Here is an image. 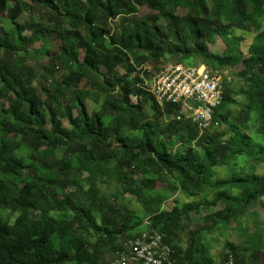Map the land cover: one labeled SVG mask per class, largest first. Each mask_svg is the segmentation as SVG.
<instances>
[{
	"label": "trees",
	"instance_id": "obj_1",
	"mask_svg": "<svg viewBox=\"0 0 264 264\" xmlns=\"http://www.w3.org/2000/svg\"><path fill=\"white\" fill-rule=\"evenodd\" d=\"M145 7L156 14L115 27ZM235 30L252 36L247 54L240 43L207 52L218 37L228 49L242 42ZM196 56L217 71L242 67L243 101L224 79L217 128L145 90L161 65ZM243 159L264 164V0H0V264H104L141 232L162 235L175 264H218L208 236L232 222L241 241H226L222 263L264 264V221L252 212L255 231L242 222L264 197V174L239 171ZM167 185L205 197L165 208Z\"/></svg>",
	"mask_w": 264,
	"mask_h": 264
},
{
	"label": "rangeland",
	"instance_id": "obj_2",
	"mask_svg": "<svg viewBox=\"0 0 264 264\" xmlns=\"http://www.w3.org/2000/svg\"><path fill=\"white\" fill-rule=\"evenodd\" d=\"M26 1L29 2V0H26ZM152 14H156V13L153 12L150 8L145 7V8H142L141 10H138L137 13L130 15L128 17L122 16V18L119 19L114 25L116 28L120 27L122 22L124 21V19L127 21V23H140V22H142V20H145L146 16H150ZM3 15H5V14H3ZM23 15L24 16L22 17V22L28 21L29 20L28 13H24ZM35 17L37 18L36 15H35ZM163 22H164V25H166L168 23L166 20H164ZM4 27H5V29H7L6 26H4ZM24 34L27 36H30L31 32L25 31ZM250 36L251 35H249L247 32H244L241 30H235L232 33V37L233 38H240V39H242V42H236L235 45H233L230 49H228V47L221 40L222 38L218 37L216 40V43L208 46L207 52L209 54H215L218 56H222L227 50H232L233 48L236 47V45H238L240 43V45H239L240 50L242 52H244L245 54H247L250 43H251V39H252V36L251 37ZM39 46H40V44L35 43L32 46V48L37 49V48H39ZM53 46H54V49L57 50L58 45H57L56 41H53ZM82 59L83 58H81V60ZM170 62H173L176 64V62L173 60H170ZM166 64H170V63H164L163 65H166ZM177 64H181L185 67H195V66L198 68L205 67V68H208V69L215 71L218 74V76L220 77L221 85L223 84L222 85V87H223V90H222L223 91V94H222L223 98L222 99L224 100V79H225L226 87H231L236 92L235 99L243 101V100H241L242 95L240 94V92H241L240 84L242 82V79L240 77H238V74L242 68L241 66L233 68V69H222V70L217 71V70H214L213 67L207 66V64H205L202 61V59L197 57V56L192 58L191 60H185L184 64L183 63H177ZM163 65H161V66H163ZM28 66H30L35 71H36V69L38 71L37 72V78L33 81V86L36 87L38 94L41 96V86L40 85H44L46 82L45 81L46 79H44L42 77V75L39 73V72H41V62L33 61L32 64H30ZM58 71H59V74H62L61 70H58ZM121 73L124 74L123 71ZM85 88L88 89L87 86H83L81 92H87L88 90H86ZM70 95H71V92H70ZM70 95H67L66 98H69ZM223 100H222V103H223ZM64 101H66V100H64ZM5 105H7V104H5ZM91 105L92 104L90 101V106ZM92 111H94V109H92ZM215 111H214V113H215ZM234 111H235L236 115H240L243 112L241 107L234 108ZM75 114H74V116H75ZM76 116H77V114H76ZM217 123H219V122L217 121ZM51 126H52V124L50 121L47 124L46 129L49 130L51 128ZM63 126L67 130H69V128H70L67 121L63 122ZM219 126L220 125L218 124V127ZM249 128H250V130L248 133H250L251 136L253 135L255 137L256 143H262L261 137L257 134L255 128H251V126ZM223 129L225 130V128H223ZM219 130H220V128H219ZM256 137H257V139H256ZM119 156H121V155H119ZM234 164H238L239 166H245V170H242V169L239 170L243 173L246 172L248 174H252V172L255 171L257 173L264 174V164H257V168L255 170L250 167L251 164H255V162H252V161H249L248 164H245V159H243L240 161V164H239V161L238 162L234 161ZM217 175L221 179L227 178L229 176L227 169H225L224 167H220L218 169ZM86 176H87L86 174L83 175V177H86ZM164 185H165V183L158 182L157 188L161 189L164 187ZM167 186H166V192L168 193V195L170 197H168L169 199L165 204V208H172L176 204L175 199H178L180 201V203L182 204L185 201H191L195 198L202 199V197H205V193L203 191L198 192L197 195L189 196L188 194H186L180 190H175L170 185H167ZM70 190L73 191L74 189L71 188ZM132 200H134V199H131V204L129 206H131L134 210H136L138 212V214H142L143 211H141L139 204L132 202ZM221 207H223V206L220 203L219 205L212 206L210 209L203 208V210L200 214L192 213L190 215V217L186 219L187 228L188 229L194 228L199 223L205 224L206 221L204 220L203 216L207 213H210V212L216 213L218 210H220ZM252 212H257L260 215V219L264 221V197L262 198V201L255 204L251 208V211H249V213L245 217H243V219H242L244 227H248L250 231H255L256 227H255L254 216L252 215ZM18 222H20L18 224H21L22 219H19ZM145 223H146V221H145ZM263 226H264V224H263ZM237 227H238V223L232 222L231 228H230L231 230H226L220 234L219 233L217 234V232H215L212 235L208 236L209 242L213 245V253L217 259L218 264H223L222 263V258H223L222 252L224 253V251H225L226 241H233L236 243H239L241 241V237H240L241 232L237 229ZM184 237H185V241L188 240V236L186 233L184 234ZM122 242H124V241H122ZM184 243L185 242H183V244ZM115 256L116 255H114V257ZM104 260H105L104 264H113L115 259H113V256H111V254H108V255L106 254ZM263 260H264V258L261 259V261H263Z\"/></svg>",
	"mask_w": 264,
	"mask_h": 264
},
{
	"label": "built area",
	"instance_id": "obj_3",
	"mask_svg": "<svg viewBox=\"0 0 264 264\" xmlns=\"http://www.w3.org/2000/svg\"><path fill=\"white\" fill-rule=\"evenodd\" d=\"M152 87L158 104H179L182 101L188 106V109L182 108L185 117L193 114L195 119L191 121L199 128L218 126L212 116L223 100V87L215 71L167 64L155 73ZM206 113L211 114L206 116ZM114 255L113 264H174L172 246L155 233H143L126 241L122 250Z\"/></svg>",
	"mask_w": 264,
	"mask_h": 264
},
{
	"label": "bare ground",
	"instance_id": "obj_4",
	"mask_svg": "<svg viewBox=\"0 0 264 264\" xmlns=\"http://www.w3.org/2000/svg\"><path fill=\"white\" fill-rule=\"evenodd\" d=\"M196 67V66H195ZM157 71H155V72H153V75H152V78H151V80H149L148 79V81H147V83L145 84L146 85V87H145V90L151 95V97H153V98H155V91H154V88L152 87V80L154 79V76H155V73H156ZM151 73V72H150ZM149 78V77H148ZM223 78V77H222ZM222 80V79H221ZM230 83V82H229ZM223 85V84H222ZM165 104H168V103H163V105H165ZM173 105H179V106H181V109L182 108H186V109H188V106L186 105V103H184V102H179V104H173ZM184 114H185V112H183ZM212 113V112H211ZM211 113H206V116H209ZM187 118L188 119H190V120H193V119H195V116L193 115V114H189V115H187ZM212 118H213V120L214 121H216L215 119H214V114H213V116H212ZM219 124V123H218ZM213 127V126H212ZM218 127V126H217ZM216 127V128H217ZM213 128H215V127H213ZM210 129V128H209ZM212 130H215V129H212ZM211 132V131H210ZM133 144H135L134 142H133ZM133 146V145H132ZM134 146H137V145H134ZM134 148H136V147H134ZM133 150V149H132ZM135 165V164H134ZM129 167V166H128ZM135 170H136V168H135ZM168 172V171H167ZM133 173V172H132ZM156 173V172H155ZM159 173H161V172H159ZM164 173H166V172H164ZM169 173V172H168ZM157 174V173H156ZM158 176H159V174H158ZM138 177V176H137ZM154 185V184H153ZM156 185V184H155ZM124 187V186H123ZM133 210V209H132ZM227 230V229H226ZM231 230V229H230ZM144 232V231H143ZM141 234H142V232H141ZM140 234V235H141ZM218 234V233H217ZM229 242V241H228ZM173 249H175L174 247H173ZM176 255V254H175ZM232 257V256H231ZM230 257V258H231ZM227 260H228V257H227ZM226 260V261H227ZM229 261V260H228ZM227 264V263H226ZM232 264V263H231Z\"/></svg>",
	"mask_w": 264,
	"mask_h": 264
},
{
	"label": "clouds",
	"instance_id": "obj_5",
	"mask_svg": "<svg viewBox=\"0 0 264 264\" xmlns=\"http://www.w3.org/2000/svg\"><path fill=\"white\" fill-rule=\"evenodd\" d=\"M28 24H30V22H27V24L26 25H28ZM170 64H173V63H170ZM167 65V64H166ZM178 65H181V64H178ZM163 66H165V65H163ZM161 68V67H160ZM159 68V69H160ZM157 71H159V70H157ZM160 108H163V107H161V106H159ZM145 233H148V232H145ZM149 234H153V233H149ZM156 234V233H155ZM162 236V235H161ZM169 245H170V243H168ZM172 246V245H171ZM175 255V254H174ZM174 255H173V259H174V264L176 263V259L174 258Z\"/></svg>",
	"mask_w": 264,
	"mask_h": 264
}]
</instances>
